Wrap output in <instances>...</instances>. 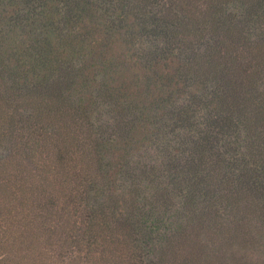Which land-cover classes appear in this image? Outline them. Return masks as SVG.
<instances>
[{"label":"trees","instance_id":"obj_1","mask_svg":"<svg viewBox=\"0 0 264 264\" xmlns=\"http://www.w3.org/2000/svg\"><path fill=\"white\" fill-rule=\"evenodd\" d=\"M0 264H264V0H0Z\"/></svg>","mask_w":264,"mask_h":264}]
</instances>
